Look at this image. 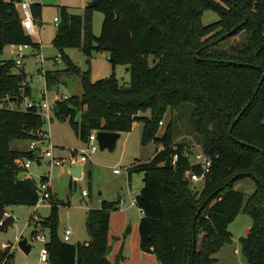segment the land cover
I'll use <instances>...</instances> for the list:
<instances>
[{
	"label": "trees",
	"instance_id": "obj_1",
	"mask_svg": "<svg viewBox=\"0 0 264 264\" xmlns=\"http://www.w3.org/2000/svg\"><path fill=\"white\" fill-rule=\"evenodd\" d=\"M43 9L37 2L31 6L36 24ZM208 11L217 13L218 20L205 25L202 18ZM95 12L103 15L99 37L93 34ZM59 21L52 43L62 57L67 48H80L89 58L93 52H106L113 73L93 83L72 64L46 72L48 90L59 85L61 73L79 77L82 86L80 96L55 102L54 116L68 119L85 138L93 130L122 134L142 123V144L158 145L149 162L134 164L128 174L143 173L145 179L136 197L142 213L140 249L160 264H215V254L232 242L229 226L245 214L252 226L240 239L242 253L249 264H264V42L258 47H222L239 30L264 29V0H91L82 14L61 7ZM7 45L40 46L23 28L17 0H0V221L8 207L38 204L37 185L19 178L26 173L24 161L37 155L13 150L11 142L38 140L35 133L45 125L34 104L25 109L3 106L32 96L24 72L15 73L18 65L2 59ZM118 65L126 66L129 82L117 78ZM185 106L190 132L211 160L201 192L186 178L187 171L200 175L202 169L191 163V149L175 143V118L157 137L168 111ZM147 111L149 116L142 115ZM159 146L164 150L159 152ZM87 175L91 178L92 172ZM248 178L256 189L246 196L234 186ZM56 201H51L52 221H43L51 228L48 262L118 264L121 256L111 263L108 255L110 215L120 208V199L104 200L99 209L88 211L91 239L78 245L58 240ZM13 222L6 220L0 232ZM4 258L12 264L11 248L0 249V260Z\"/></svg>",
	"mask_w": 264,
	"mask_h": 264
},
{
	"label": "rangeland",
	"instance_id": "obj_2",
	"mask_svg": "<svg viewBox=\"0 0 264 264\" xmlns=\"http://www.w3.org/2000/svg\"><path fill=\"white\" fill-rule=\"evenodd\" d=\"M10 1V0H5ZM38 3L46 0H37ZM57 4L47 5L43 10L42 20L36 24L40 35L31 36L40 46L35 49L29 46L24 51L25 57L18 62L19 46L7 45L3 49L2 59L13 60L18 67L14 69L15 73L22 70L25 74V84L32 90L31 97H25L21 102H12L9 100L7 104L13 109L18 107L25 109L27 105H39V103L47 102L50 106H54L56 101H61L72 96H80L82 94V86L80 78L77 76H67L60 74L59 85L51 89L46 88L44 74L49 71L66 70L68 64L77 66L80 71L87 72L90 80L96 83L105 80L113 73L112 65L109 62V54L93 52L92 57H87L80 48H67L64 56L53 45L52 41L57 33V25L55 18H61V7L69 6V12L73 14H82V7L91 0H55ZM66 2L70 3L65 4ZM64 3V4H62ZM60 5V6H57ZM218 20V14L212 11L205 12L202 23L209 24ZM103 22L102 13L95 12L93 16V34L99 37L101 34ZM258 28V29H257ZM256 30V31H255ZM35 37V38H34ZM218 37L213 38L216 40ZM264 42V29L262 27H252L250 29L239 30L236 36L231 37L222 47L227 49L231 46L242 45L246 48L256 46ZM152 64V59H149ZM114 73L121 83H127L130 80L126 66L118 65L114 69ZM257 83L253 84L256 89ZM252 88V90H253ZM45 91V94H44ZM59 94V99L57 96ZM189 107V106H188ZM188 107H181L168 111L163 119V125H160L157 137L161 138L168 125L175 118L176 139L175 143L183 144L187 149H191L190 161L194 162V155L202 151L201 146L196 142L195 136L190 132V111ZM149 116L150 111L145 114ZM79 120V118H78ZM174 123V122H173ZM47 141L38 145L41 153L42 163L38 165L34 163L29 169L33 182L38 185L41 182L43 174H47L50 178V185L56 197V232L59 241L63 240L66 229L72 230L70 244L78 245L90 241L91 237L86 227L87 213L91 209H99L102 201L114 202L122 198V206L113 211L110 215V247H113L112 256L113 263H117V257L114 252L117 247L114 246V237H130L133 240L138 234L139 222L142 217L141 210L137 206H129L132 196L137 197L143 187V173L132 172L131 182L129 181V171L134 164L147 163L153 158L157 149V144L152 142L146 146L142 144L143 124L136 123L130 132L122 133V137L117 143L115 151H101L98 146L96 154L89 156L90 160L84 167V176L81 179H74L70 176L69 165L65 164L64 168H50L47 165L48 159L45 153L53 148L54 154L63 159H70L73 155L80 154L88 149V141L83 132H76L70 125L68 119L62 121L52 115V120L45 121L43 128ZM101 131V130H98ZM30 141L13 140L11 149L17 151H27L30 147ZM178 147V146H177ZM121 169V174H115L114 170ZM92 172V177L87 175L88 171ZM28 173H25L28 175ZM25 174H20L19 178ZM72 179L74 182H72ZM191 188L194 191L201 192L202 182L190 181ZM235 190L242 191L246 196L251 195L256 184L251 178L239 181L234 186ZM84 192L88 195L85 196ZM51 201L42 200L35 207L12 206L6 209L13 216L14 222L0 232V249L2 245L7 249L11 248L13 253L12 264H51V262H40L41 244L35 240V234H45L51 237V228L44 227V222H51ZM36 226V227H35ZM252 226V219L240 214L237 219L229 226L234 241L225 245L217 254V262L215 264H249L244 257L239 241L240 237H246ZM128 227H131L130 234H126ZM26 238L32 246L29 254L23 253L18 247V241ZM6 250V249H5ZM115 257V258H114Z\"/></svg>",
	"mask_w": 264,
	"mask_h": 264
},
{
	"label": "built area",
	"instance_id": "obj_3",
	"mask_svg": "<svg viewBox=\"0 0 264 264\" xmlns=\"http://www.w3.org/2000/svg\"><path fill=\"white\" fill-rule=\"evenodd\" d=\"M37 0H19V3H17L20 13L22 15V26L25 29V31L27 32V34L29 36H35L36 35V25L35 22L33 20V16H32V11H31V6L32 4L36 3ZM59 18H55V23L58 26L59 25ZM29 46L28 45H22L19 46V51H18V62H20L24 57H25V53L24 51L26 49H28ZM45 94V91H44ZM39 108V112L42 115L43 119L45 121H50L52 120V115L53 113V106H50L47 102H43V103H39V105H36ZM160 125H163V122L160 123ZM98 130H93L88 138V149L84 152H82L80 154V156L77 155H73V157H71L70 159L66 160L63 159L59 156H56L54 154L53 148H50L46 153L45 156L48 159L47 165L50 168H55V167H60V168H64L65 164L68 163L69 165V170L68 172L70 173V170L72 169V166L74 164H81L83 167V174H84V167L85 165L88 163V161L90 160L91 155H94L97 153L98 151V141H97V134H98ZM36 137L38 140H33L30 143V147H29V151L34 152L37 155V159L36 160H25L24 161V168L27 170L32 166L33 163H39L40 160L43 158L41 156V153L39 152V147L38 145L40 143H44L47 141V136L45 135L44 130L42 131H38L35 133ZM176 149V147H174ZM164 147L163 146H159L158 147V151H163ZM194 162H191L193 165H197L200 166L202 169L201 174H196V173H192L191 171H187L186 172V178L192 182H202L205 179V175L209 172V169L211 167V160L208 156H206L204 154L203 151L198 152L197 154L194 155ZM178 160V156L175 155L174 159H173V163L175 164V162ZM127 171H129V169H127ZM121 169H116L114 170L115 174H121ZM25 179H28L27 176L25 177ZM37 191L39 194V201L42 198V200H50L52 201L53 199H55V194L51 188L50 182L46 179H43L38 185H37ZM84 195L87 196L88 194L86 192H84ZM123 203V199L120 198V205H122ZM38 205V204H37ZM130 206H136V197L132 196V198L130 199ZM8 219H13V216L5 211L2 220L0 221V226H2L4 224V222ZM36 227V226H35ZM72 235V230L71 229H66L64 232V236H63V241L64 242H70V238ZM35 240L41 244V249H40V262L41 263H47L49 260V250H48V243L50 242V238H48L45 234H36L35 235ZM2 249H7L6 246L2 245L1 246ZM0 264H8V258H4L3 260H0Z\"/></svg>",
	"mask_w": 264,
	"mask_h": 264
},
{
	"label": "crops",
	"instance_id": "obj_4",
	"mask_svg": "<svg viewBox=\"0 0 264 264\" xmlns=\"http://www.w3.org/2000/svg\"><path fill=\"white\" fill-rule=\"evenodd\" d=\"M72 1H75V0H71V2ZM57 2H58V0H57ZM37 3H38V1H37ZM39 4H41V5H43L44 6V8L47 6V5H54V4H57L56 3V1L55 0H46V1H41V2H39ZM62 4H64V3H62ZM65 4H70V3H68V2H66ZM57 6H60V5H57ZM87 6V4L86 5H84L83 7H82V9H84L85 7ZM64 7H67V8H70L69 6H64ZM44 10V9H43ZM35 25H36V23H35ZM35 31H36V35L35 36H39L40 35V32L37 30V27L35 28ZM35 38V37H34ZM35 41V40H34ZM36 42V41H35ZM59 94H58V96H57V100L59 99ZM134 124H136V123H134ZM121 137H122V134H121ZM39 151H41L40 149H39ZM155 155V154H154ZM154 155H153V157H154ZM151 160V159H150ZM41 163H42V159L40 160V162L39 163H37L38 165H41ZM34 164V163H33ZM32 164V165H33ZM87 165V164H86ZM32 167V166H31ZM30 167V168H31ZM29 168V169H30ZM29 169L27 170V172L26 173H28L29 172ZM27 176V178L28 179H31L32 180V177L30 176V173H28V175L27 174H25L23 177H21V179H25V177ZM83 176H84V174H83ZM131 178L132 177H130L129 178V181L131 182ZM43 179H46V180H48L49 182H50V178L47 176V174H43V176H42V179H41V181L43 180ZM33 181V180H32ZM51 188H52V190H53V187L51 186ZM54 192V191H53ZM122 205H120V207H121ZM130 206V205H129ZM142 214V213H141ZM237 219V218H236ZM132 231V230H131ZM138 234L135 236V238H133V240H131V239H129L130 237H124V238H122V237H114V240H113V244H114V246H116L117 247V251L116 252H114V256L115 257H119V256H121L122 257V259L118 262V264H160L158 261H157V259H156V257L154 256V255H152V254H149V253H145V252H143L141 249H140V236H139V230H138V232H137ZM249 233V232H248ZM127 234V233H126ZM248 235V234H247ZM241 238H243V237H240L239 238V241H240V239ZM234 241V238H233V236H232V242ZM231 242V243H232ZM109 245H110V234H109ZM112 251H113V247H110V253H109V255H108V260L111 262V263H113V258H111V254H112ZM114 257V258H115Z\"/></svg>",
	"mask_w": 264,
	"mask_h": 264
},
{
	"label": "water",
	"instance_id": "obj_5",
	"mask_svg": "<svg viewBox=\"0 0 264 264\" xmlns=\"http://www.w3.org/2000/svg\"><path fill=\"white\" fill-rule=\"evenodd\" d=\"M19 3V0H17ZM2 104V100L0 99V105ZM243 112L240 114V116ZM239 116V117H240ZM238 120V119H237ZM121 138V133L116 132H106V131H99L97 134V141L101 151H110L113 152L117 148V143ZM70 176L74 179H81L83 177V167L81 164H74L72 169L70 170ZM145 182V179L143 180ZM131 227H128L126 233L130 234ZM18 247L20 250L25 253L29 254L31 252L32 246L29 244V241L26 238H21L18 241ZM196 242L193 243V248H195Z\"/></svg>",
	"mask_w": 264,
	"mask_h": 264
}]
</instances>
